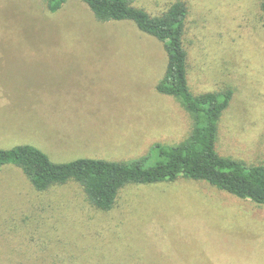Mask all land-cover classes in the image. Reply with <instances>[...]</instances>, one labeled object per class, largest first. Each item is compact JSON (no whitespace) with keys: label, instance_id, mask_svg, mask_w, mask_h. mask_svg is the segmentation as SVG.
I'll use <instances>...</instances> for the list:
<instances>
[{"label":"rangeland","instance_id":"rangeland-1","mask_svg":"<svg viewBox=\"0 0 264 264\" xmlns=\"http://www.w3.org/2000/svg\"><path fill=\"white\" fill-rule=\"evenodd\" d=\"M181 1L193 94L232 90L216 151L264 165V0H137L152 16ZM166 56L130 22H97L80 0H0V149L55 163L127 162L176 145L192 121L155 89ZM0 264H264V205L201 181L127 185L113 208L73 182L36 193L0 170Z\"/></svg>","mask_w":264,"mask_h":264},{"label":"trees","instance_id":"trees-1","mask_svg":"<svg viewBox=\"0 0 264 264\" xmlns=\"http://www.w3.org/2000/svg\"><path fill=\"white\" fill-rule=\"evenodd\" d=\"M68 0H43L49 13L59 11ZM100 23L130 22L161 44L166 56L163 75L155 89L177 99L189 115V136L176 145L156 144L146 156L116 162L76 159L55 163L31 145L0 149V170H20L36 193H45L69 182L78 184L91 206L100 211L113 208L127 185H154L179 178L201 181L238 199L264 205V165L246 166L216 151L219 123L228 108L232 90L193 94L188 83V53L184 45L187 8L172 3L152 16L134 4L137 0H80ZM264 14V1L260 5Z\"/></svg>","mask_w":264,"mask_h":264}]
</instances>
